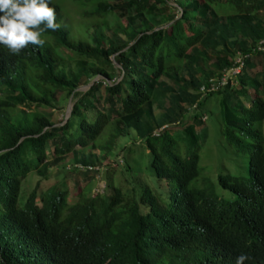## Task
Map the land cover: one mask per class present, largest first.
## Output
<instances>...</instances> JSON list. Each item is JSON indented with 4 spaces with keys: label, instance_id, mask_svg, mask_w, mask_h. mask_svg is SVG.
I'll return each instance as SVG.
<instances>
[{
    "label": "trees",
    "instance_id": "1",
    "mask_svg": "<svg viewBox=\"0 0 264 264\" xmlns=\"http://www.w3.org/2000/svg\"><path fill=\"white\" fill-rule=\"evenodd\" d=\"M65 1L84 21L80 37L63 20ZM50 6L62 27L44 34L43 47L12 55L0 46V264H236L241 254L251 257L244 264H264V53L250 50L264 37V0ZM237 51L248 54L234 82L201 95ZM212 93L224 141L243 165L213 180L198 164L202 119L193 111L181 122ZM69 96L66 119H52ZM130 130L148 151L143 175L119 156L125 143L111 155ZM68 154L66 170L87 176L75 197L64 182L20 197L30 171L47 178ZM118 164L131 193L106 170ZM97 179L103 188L93 192Z\"/></svg>",
    "mask_w": 264,
    "mask_h": 264
},
{
    "label": "rangeland",
    "instance_id": "2",
    "mask_svg": "<svg viewBox=\"0 0 264 264\" xmlns=\"http://www.w3.org/2000/svg\"><path fill=\"white\" fill-rule=\"evenodd\" d=\"M64 8L65 10L67 8L69 11L68 14L71 15L69 18L63 17V20L68 21H64L66 26L69 27L70 33L74 37H80L82 34L77 28L83 25V19H81L77 12H75L77 10L73 5H71V3L65 1ZM88 29L90 30V28ZM218 99L219 95L217 93H212L206 98H203L204 102L197 109L194 104L188 105L186 112L181 118L182 123L187 122L190 119L191 113L195 111L197 117L202 119L201 122L195 126L199 134L198 164L201 166L202 171L206 172L212 180L214 179L215 174L222 170L233 172L243 169V165L237 166L238 164L234 162V160L239 159V157L235 158L232 148L225 143L222 136V122L220 119V106ZM65 107L66 106H64L63 110L60 108L53 109L52 119L61 118L62 114L65 112ZM202 115H205V118H201ZM179 123L180 122H178V124ZM182 123L179 124V127L176 128V130H179V128L182 126ZM108 128L109 124L105 126V131H107ZM103 134L104 131L102 132L101 136ZM133 137H135V135L133 134L132 130H130V133L127 135L118 136L116 138L115 146L111 155L112 158L114 156H118L117 153H119V145L125 143V147L128 145L129 149L126 148L127 151L121 150L119 156L124 157L125 162L128 161L132 163L131 172H134L135 175L140 173L143 175L146 173L145 166L148 159V151L142 142L138 141L137 139L132 140ZM107 161L112 160L109 157H105L102 163H106ZM70 163L71 154H68L66 158L61 159L57 164L49 167L47 178L39 177L33 171H30L21 181L20 197L26 194L35 184H37L39 190L48 187L51 184L55 186H61L62 182H64L68 188V198L72 199L75 197V189L77 187L79 188L80 185L87 181V176L82 175L80 172L75 173V170H66ZM123 169L124 164H118L116 167L113 166L112 168L107 166L106 170L113 183L118 184L124 192L131 193L129 180L127 179L128 172L126 173V171ZM149 182L152 187H157V182L152 176H149ZM103 183L104 182L102 179H97L94 185H92L91 191H101L103 188Z\"/></svg>",
    "mask_w": 264,
    "mask_h": 264
},
{
    "label": "clouds",
    "instance_id": "3",
    "mask_svg": "<svg viewBox=\"0 0 264 264\" xmlns=\"http://www.w3.org/2000/svg\"><path fill=\"white\" fill-rule=\"evenodd\" d=\"M51 0H0V46L12 55H19L25 48L43 47L44 34L56 32L62 25L56 19V9ZM251 259L246 254L236 258V264Z\"/></svg>",
    "mask_w": 264,
    "mask_h": 264
},
{
    "label": "built area",
    "instance_id": "4",
    "mask_svg": "<svg viewBox=\"0 0 264 264\" xmlns=\"http://www.w3.org/2000/svg\"><path fill=\"white\" fill-rule=\"evenodd\" d=\"M250 50L260 51L261 53H264V37L257 39L250 46ZM247 54L248 51H237L233 53L229 60V64L224 67L217 76L209 77L205 82L199 85L198 90L200 94L204 95L208 92L216 91L227 82H234V76L240 71L243 65V60L247 56ZM201 118H205V115H202Z\"/></svg>",
    "mask_w": 264,
    "mask_h": 264
},
{
    "label": "water",
    "instance_id": "5",
    "mask_svg": "<svg viewBox=\"0 0 264 264\" xmlns=\"http://www.w3.org/2000/svg\"><path fill=\"white\" fill-rule=\"evenodd\" d=\"M87 84H84V85H79L77 88H80V89H83L85 86H87ZM70 108H71V100H70V96L67 100V103H66V107H65V112H64V116H63V120L66 119V117L68 116L69 112H70Z\"/></svg>",
    "mask_w": 264,
    "mask_h": 264
}]
</instances>
